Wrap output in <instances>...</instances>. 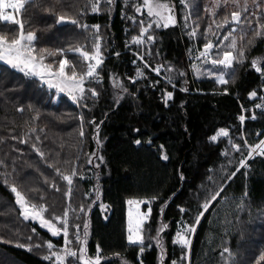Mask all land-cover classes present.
<instances>
[{"label": "trees", "instance_id": "trees-1", "mask_svg": "<svg viewBox=\"0 0 264 264\" xmlns=\"http://www.w3.org/2000/svg\"><path fill=\"white\" fill-rule=\"evenodd\" d=\"M157 1L172 4L177 21L176 26H153L149 31L155 44L146 59L151 67L161 66L164 76L144 67L132 52H141L139 46L130 45L140 35L139 21L147 26L151 20L141 0L111 4L101 0L97 13L91 11L90 0H35L26 5L27 12L17 14L24 32L36 35V49L65 50L78 76L85 73L87 63L68 49L79 47L91 53L93 38L99 35L105 60L102 81L88 87L98 95L92 97L87 91L80 105L67 96L53 103V93L42 81L0 64V264H55V258L44 259L50 255L46 245L51 242L57 250L63 246L62 236L52 237L37 223L23 219L11 187L46 209L47 219L63 218L67 211L69 239L77 252L74 225L79 224L83 234L87 223L88 257L92 259L99 246L102 264H186L181 257L187 249L173 243L176 233L182 222L193 225L209 196L222 188L218 202L196 228L191 264H264V158L248 159L251 151L246 146V142L257 145L264 136V108L256 107L264 104V36L255 35V20L252 27L241 30L239 26L224 42V50H231L226 46L234 38L235 55L244 52L243 63L230 69L228 83L197 78L188 58L203 49L209 26L223 39L232 27L216 24L225 17L230 20L245 0L239 7L229 2L217 5L215 0ZM136 6L143 15L135 12ZM247 6L259 15L253 0H247ZM260 7L264 9V4ZM60 15L66 22L57 24ZM71 19L88 28L71 24ZM191 30H196L195 37L188 35ZM0 35L18 36V25L0 22ZM209 38L219 43L211 33ZM218 51L213 50L212 58ZM63 57L48 56L45 62H55L56 69ZM254 60L259 61L261 72L253 67ZM138 69L144 73L141 79H136ZM168 92L172 99L165 103ZM252 92L256 97L250 98ZM220 129L228 130L229 137L211 142ZM229 140L240 147L239 152ZM241 160H247L245 167H240ZM73 170L69 196L60 174L71 175ZM131 199L153 201L151 218L143 228V253L127 239ZM81 205L85 212L79 211ZM163 225L167 228L160 232ZM225 247L229 252L224 254L229 255L221 256ZM68 264H73V258H68Z\"/></svg>", "mask_w": 264, "mask_h": 264}, {"label": "snow or ice", "instance_id": "snow-or-ice-1", "mask_svg": "<svg viewBox=\"0 0 264 264\" xmlns=\"http://www.w3.org/2000/svg\"><path fill=\"white\" fill-rule=\"evenodd\" d=\"M105 3L111 4L113 0H104ZM142 5L147 9V16L151 18V20L147 23V26H145V21L140 20L139 25L141 28L140 35L138 37L132 38V44L135 45H142L149 42H154V37L149 33V31L155 26L156 29H167L170 26H176L177 21L175 18V13L173 8L167 4V3H160L157 2V0H141ZM35 0H0V22H5L6 24H15L18 25L19 28V35L9 39L7 36L0 35V62H2L4 65L10 67L13 70L19 71L20 73H23L25 77L28 78H39L40 81L47 84L50 88H55L59 92L64 93L67 95V97L73 102V103H80V101L85 99V87L84 84L86 80H94L96 82L100 81V78L97 74V69L102 65L103 63V55L101 52V43H100V37L99 35L94 36V44H93V52H89L86 50H83L82 48H75V49H68L67 51L75 53H78L79 56L83 59V61L89 62L94 61V63H88L87 64V71L81 75L78 76L75 66L69 61V59L65 56V50L61 49L57 52H50L47 49H39L37 50L35 47L34 42L36 41L37 37L36 35L28 31L27 33L24 32V23L21 20L16 19V16L13 13H21L22 11L27 12L26 5L34 4ZM91 3V11L93 13H97L99 11V4L101 3V0H90ZM183 3V0H182ZM225 3H227V0H225ZM232 3L234 5H237L239 7V0H232ZM253 4L255 7L259 10V15H257L256 12H250L248 6H247V0H245V4L243 7H239V10L233 11L230 16V20L228 17H225L223 23L216 24L217 28H224L228 24H232L233 27L227 32L226 35L223 36V39H219L218 34L214 33L212 31L211 26L208 27L206 32L204 33V39L207 41L203 45V49L199 51V54L195 57L196 60H201L203 63L210 64L212 67L207 69L205 72L201 73L197 71V78H199L201 75L206 76L208 78H214L216 82H218L221 85L227 84L228 80L225 79V74L223 73V70L232 69L234 62L236 63H243V57L244 52L243 50H239L238 55H234V51L237 48V42L233 38L231 39L230 43L226 46L228 49L231 50H224L225 48V41H229L230 37H232L233 33L236 32L238 29L236 26H242L241 30H244L246 28L252 27L253 20L256 21V26L253 28V31L255 32V35L257 37L264 36V23H261V20L264 19V9L260 7L261 4H264V0H253ZM10 10V11H9ZM135 12L137 14L142 13V8L140 6L135 7ZM215 13H213L214 15ZM243 17V18H242ZM133 20V23H136V20L134 17H131ZM189 17H184V20L187 21ZM66 22V17L64 15H60L58 19L56 20L57 24H61ZM70 23L73 25H76L78 27L87 29V25H81L79 24L78 20L71 19ZM215 23V21L213 22ZM187 23L185 24V28H187ZM198 27V26H197ZM8 31L15 32L16 29L9 28ZM95 33L99 32V26H95L94 28ZM209 33H211L214 36H217L219 39V43L214 44L212 40L209 38ZM196 30H191L188 35L190 37L196 36ZM147 37L145 40L144 37ZM241 39H243V36H241ZM251 43V41H249ZM214 49H219V51L216 53V58H212V53ZM55 55H61L64 56V58L60 59L58 61V68L56 70H53V63H45V60L48 56H55ZM119 55V53H117ZM222 56V58H221ZM139 59L143 60V57H139ZM259 61L254 60L252 62L253 67L257 72H261V68L258 66ZM145 67H147V64H145ZM194 68H197L196 65H194ZM66 69H71V73L69 74ZM162 67H157L154 69L157 75H159L162 71ZM218 70H221L223 74L216 75V72ZM168 72H171V69L167 70ZM234 74V70L233 73ZM3 75V72H0V76ZM179 75H183V73H180ZM144 73L142 70H137L136 73V79L143 78ZM230 78V76H229ZM53 81H55L53 83ZM135 82V81H133ZM168 83H172V78L168 77L167 80ZM116 87H121L119 83H116ZM174 86V85H173ZM182 91H187V89H181ZM91 96L95 97L98 95V93L95 91V89H89ZM125 91H127L125 89ZM256 97V92H252L250 94V98ZM122 99V97H120ZM172 99V93L168 92L165 94V103H167L168 100ZM264 99V98H262ZM86 107V105H85ZM257 108H264V104H257ZM19 111H23V109H19ZM256 117L253 116L252 119H255ZM83 117H81V120ZM241 123L244 122L245 116L241 115L239 117ZM94 123V121L90 122ZM99 126L97 125V128ZM35 131V129H33ZM84 132L81 130L80 136L83 137ZM221 137H229V132L225 129H220L216 132V134L212 135L210 137L211 142H216L218 138ZM37 140H39V137H37ZM26 142V141H21ZM229 144H231V140L228 141ZM97 143H99V140L97 139ZM137 144L140 143L139 140L136 141ZM232 148L239 152L240 148L238 145L231 144ZM35 148V145H33ZM39 152V149H36ZM252 152H258L260 154H264V140H261L254 149H252ZM227 153H225L226 155ZM41 156H43V153H40ZM92 155H95L93 153ZM252 153H249V158H251ZM164 159H167V156L163 157ZM103 159L102 157L100 158ZM2 163V162H0ZM89 164H92L93 161L91 158L88 160ZM245 161H240V167H245ZM96 167H99V165H96ZM239 171V168L236 170ZM57 172L59 173V169H57ZM235 172L232 173V176L228 177L230 180L232 177L235 176ZM61 175V179L66 181L69 190L67 195H71V186L73 184V177L76 175V171L73 170L71 175ZM183 179V177H181ZM10 191L15 194L16 197V204L20 207V214L23 217L25 221L27 220H38L41 227L45 228L52 237H63V246L56 250V247L53 243L49 242L47 243L46 247L49 250L50 255L44 257L45 260L51 261L53 258H55V264H65L66 260L68 258H73V264H102L101 256H100V248L97 246V254L95 255V259H91L88 257L87 254V238H88V225L87 223L84 224V231L83 234L80 232V225L75 224L74 228L76 231L73 233L76 243L80 245L78 252L76 250H73L72 240L69 239V223H68V212L65 211L63 218L61 217H54L53 219H45L43 216V213L47 211L44 208H39L37 210V205L29 204L25 197L21 195V193L17 190L16 187H11ZM57 191L59 189L57 188ZM223 189L221 188L219 191H216L214 194H211L207 201L203 204V210L199 213V215L196 217L195 223L191 226L189 225H183L180 232L176 233V239H174L173 243L174 245H179L182 249H187V251L182 255L181 260L188 262V264H191L190 261V255H191V244L192 239L190 238V234H194L196 232V228L198 227L201 219L204 217L205 213L209 211L210 206L214 202H218V198L221 196V192ZM43 199V197H41ZM128 204L133 206L135 208V212L129 211V223H128V242L130 245L133 246H139V250L141 253L144 251V239L141 235L143 231V225L145 221L148 220V218L151 215V207L149 206L147 211H141L140 205L141 204H149L150 201L144 200V201H136V200H129ZM102 208H106V206L102 205ZM80 212H85V208L83 205H81ZM181 212H184L185 209L181 208ZM73 212L75 210L73 209ZM55 220V223L53 222ZM57 224H60V227H57ZM167 228V225H163L160 229V232H163ZM33 231H35L33 229ZM229 249L225 247L223 249V252L221 253V256L224 255V253H228ZM261 260H264V256L261 257ZM171 264H176V261H172Z\"/></svg>", "mask_w": 264, "mask_h": 264}, {"label": "rangeland", "instance_id": "rangeland-1", "mask_svg": "<svg viewBox=\"0 0 264 264\" xmlns=\"http://www.w3.org/2000/svg\"><path fill=\"white\" fill-rule=\"evenodd\" d=\"M158 2V1H157ZM223 2H225V0H215V4H220V3H223ZM227 2H229V3H232V0H227ZM240 2H241V0H239V5H240ZM167 4H169L172 8H173V6H172V4H170V3H167ZM144 9H146V8H144ZM174 10V9H173ZM146 11H147V9H146ZM175 11V10H174ZM243 18V17H242ZM231 27H233V25L232 24H229ZM237 27V29H239V26H236ZM238 31V30H237ZM236 31V32H237ZM149 34V33H148ZM100 37V43H102L103 42V38L101 37V36H99ZM144 39L146 40L147 39V37L145 36L144 37ZM155 44V40H154V42H149V43H146V44H142V45H137V46H139L140 48H141V52H138V51H132L134 54H135V56H137V58H138V60H140L141 61V63H143V66L145 67V64H147V67L146 68H148L151 72H154V73H156L155 71H154V67H151V65L148 63V61H147V57L148 56H150L151 54H152V47H153V45ZM215 44V43H214ZM130 45H135V44H132V42L130 43ZM215 50V49H214ZM235 52H236V50H235ZM199 53H197V55H198ZM197 55H194V54H192L191 56H192V58H188V61L189 62H191V63H193L192 64V72H193V76H196L197 77V71H199V72H201V73H203V72H205L207 69H209V68H211L212 66L210 65V64H208V65H206V63H203L201 60H196L195 59V57L197 56ZM234 55H235V53H234ZM143 57V60H141V59H139V57ZM64 58V57H63ZM103 59H104V56H103ZM46 63V62H45ZM87 64H88V62H86ZM236 62H234V64H233V67L236 65L235 64ZM0 64H3L2 62H0ZM134 64H137V62H134ZM194 65H196L197 66V68H194ZM158 67H161V66H158ZM58 68V67H57ZM56 68V69H57ZM86 68H87V66H86ZM54 67H53V70H56ZM163 69V68H162ZM66 71L69 73V70L68 69H66ZM87 70L85 69V72H86ZM230 72V69H227V70H223V73H226L225 74V79H227V76H228V73ZM163 73V70L161 71V73L159 74V75H165L164 73ZM222 73V71L221 70H218L217 72H216V75H219V74H223ZM23 74V73H22ZM70 74V73H69ZM203 75H201L200 77H202ZM33 78H36V77H33ZM204 78H206V76H204ZM37 79H39V78H37ZM228 80V79H227ZM55 81H53V83H54ZM90 83H92V82H88V83H86L85 85H84V87H85V94H86V92L88 91V87H89V85H90ZM45 84V83H44ZM94 84H98V83H94ZM47 85V84H46ZM224 85H226V84H224ZM48 86V85H47ZM49 89H50V91L53 93V98H52V102L53 103H58L59 101H61L60 99L62 98V97H64V96H67L66 94H64V93H61V92H59L57 89H55V88H50V87H48ZM96 97V96H95ZM75 104H77V105H80L81 104V101H80V103H75ZM228 131V130H227ZM222 138V137H221ZM220 138H218V140H219ZM217 140V141H218ZM261 140H264V136L262 137V138H260L259 139V141L257 142V144L261 141ZM236 145V144H235ZM249 143H247L246 142V146H247V148L249 149V152H250V148H249ZM256 146V145H255ZM240 148V147H239ZM255 148V147H254ZM247 159V158H246ZM248 159H250L249 158V156H248ZM247 159V160H248ZM247 160H245V164H246V162H247ZM21 195H23L22 193H21ZM24 196V195H23ZM25 197V196H24ZM25 199H26V201L31 205L32 203H30L28 200H27V198L25 197ZM131 200H136V201H144V200H146V199H131ZM129 201V200H128ZM147 201H150V205L149 204H141L140 205V210L141 211H147V209H148V207L150 206L151 207V214H152V208H153V201L152 200H147ZM128 203V202H127ZM127 206H128V223H129V211H132L133 213L135 212V208L133 207V206H131V205H129V204H127ZM39 209V207H37V210ZM43 216H44V214H43ZM44 218L45 219H47L45 216H44ZM150 218H151V215H150V217L148 218V220L147 221H145V223H144V225H143V228H144V226H145V224L150 220ZM27 221H32V222H34V223H37L40 227H41V225H40V223H39V221L38 220H27ZM188 225L186 222H182L181 223V225H180V228H179V230H178V232H180L181 231V229H182V226L183 225ZM57 227H59L58 225H57ZM43 228V227H42ZM43 229H45V228H43ZM46 230V229H45ZM128 235H129V233H128ZM141 235L143 236V231H142V233H141ZM194 235H195V233L194 234H190V238L192 239V244H191V251H192V245H193V240H194ZM176 239V238H175ZM129 243V242H128ZM133 246V245H132ZM62 247V246H61ZM60 247V248H61ZM57 250V249H56ZM59 250V249H58ZM74 250V249H73ZM227 255H229V254H224V256H227ZM229 257V256H228ZM92 259H95V256L94 257H92ZM190 261H191V255H190ZM65 264H68V259L66 260V262H65ZM186 264H188V262L186 263Z\"/></svg>", "mask_w": 264, "mask_h": 264}, {"label": "built area", "instance_id": "built-area-1", "mask_svg": "<svg viewBox=\"0 0 264 264\" xmlns=\"http://www.w3.org/2000/svg\"><path fill=\"white\" fill-rule=\"evenodd\" d=\"M10 11V10H9ZM15 16H16V19H17V13H13ZM104 60L105 59H103V62H104ZM94 63V61H89L88 63ZM103 64V63H102ZM101 66L102 65H100V67L97 69V74H98V76H99V78H100V81L99 82H96V81H94V80H91V79H89V80H86V82H85V84L86 83H88V82H92V83H100L101 81H102V76H101ZM86 70H87V68H86ZM84 84V85H85ZM254 147L255 146H250L249 145V148H250V151H251V153H252V155H251V158L250 159H252V158H256V157H263L264 158V154H260V153H258V152H252V149H254Z\"/></svg>", "mask_w": 264, "mask_h": 264}]
</instances>
